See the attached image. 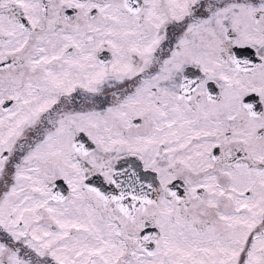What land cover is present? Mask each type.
<instances>
[{
  "label": "snow or ice",
  "instance_id": "1",
  "mask_svg": "<svg viewBox=\"0 0 264 264\" xmlns=\"http://www.w3.org/2000/svg\"><path fill=\"white\" fill-rule=\"evenodd\" d=\"M0 264H264V0H0Z\"/></svg>",
  "mask_w": 264,
  "mask_h": 264
}]
</instances>
